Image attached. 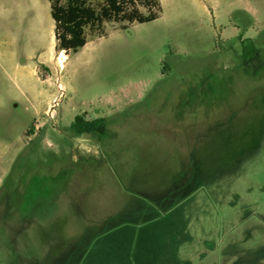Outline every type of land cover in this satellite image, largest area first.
I'll list each match as a JSON object with an SVG mask.
<instances>
[{
  "label": "rangeland",
  "instance_id": "obj_1",
  "mask_svg": "<svg viewBox=\"0 0 264 264\" xmlns=\"http://www.w3.org/2000/svg\"><path fill=\"white\" fill-rule=\"evenodd\" d=\"M159 2L61 62L0 0V264H264V0Z\"/></svg>",
  "mask_w": 264,
  "mask_h": 264
},
{
  "label": "trees",
  "instance_id": "obj_2",
  "mask_svg": "<svg viewBox=\"0 0 264 264\" xmlns=\"http://www.w3.org/2000/svg\"><path fill=\"white\" fill-rule=\"evenodd\" d=\"M160 10L159 0H49L54 49L67 55L81 48L89 36L102 34L107 22L124 28L132 22L151 21ZM104 125V117L85 119L76 114L69 130L75 135L102 132Z\"/></svg>",
  "mask_w": 264,
  "mask_h": 264
},
{
  "label": "bare ground",
  "instance_id": "obj_3",
  "mask_svg": "<svg viewBox=\"0 0 264 264\" xmlns=\"http://www.w3.org/2000/svg\"><path fill=\"white\" fill-rule=\"evenodd\" d=\"M58 54H59V58L61 59L60 61L62 62L63 61V57H64V52L63 51H59Z\"/></svg>",
  "mask_w": 264,
  "mask_h": 264
},
{
  "label": "crops",
  "instance_id": "obj_4",
  "mask_svg": "<svg viewBox=\"0 0 264 264\" xmlns=\"http://www.w3.org/2000/svg\"><path fill=\"white\" fill-rule=\"evenodd\" d=\"M36 71H37V69H36ZM51 106H52V104H51ZM45 111H47L48 113L50 112V109L48 110V108H46V110Z\"/></svg>",
  "mask_w": 264,
  "mask_h": 264
}]
</instances>
